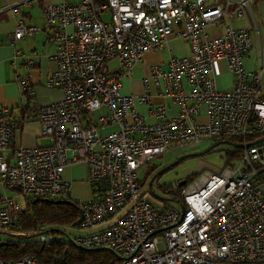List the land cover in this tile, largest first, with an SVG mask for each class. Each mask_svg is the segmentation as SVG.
<instances>
[{
    "label": "built area",
    "instance_id": "2783aa9c",
    "mask_svg": "<svg viewBox=\"0 0 264 264\" xmlns=\"http://www.w3.org/2000/svg\"><path fill=\"white\" fill-rule=\"evenodd\" d=\"M256 1L236 0L234 10L232 0L46 4L43 15L56 44L47 57L57 67L45 85L60 89L62 97L44 104L32 100L22 118L0 105V229L20 221L21 207L8 191L58 196L79 205V227L100 228L79 234L75 243L112 249L119 259L111 264H264V139L257 141V133H264V37L256 31L253 45L247 27L230 23L215 36L205 31L208 24L241 16L245 7L252 15ZM37 30L20 21L9 41ZM172 36L189 41L190 55L152 64L143 93L122 92L121 78L131 75L147 50L159 49ZM251 48L257 68L243 63ZM114 57L117 70L107 65ZM217 60L232 74L229 89L216 86ZM16 79L24 93L33 94L29 75ZM149 79L162 98L155 104ZM167 96L177 113L167 112ZM137 101L150 106L154 122L137 111ZM32 120L50 142L14 144L16 131ZM109 125L114 129L101 133ZM230 137L241 138L238 161L200 171L183 187L179 207L142 191L136 170L154 156L185 143ZM77 161L86 164L85 180L95 189L86 200L73 198L72 181L62 177L64 167ZM0 264L40 263L30 254L0 258Z\"/></svg>",
    "mask_w": 264,
    "mask_h": 264
},
{
    "label": "crops",
    "instance_id": "0c3cea01",
    "mask_svg": "<svg viewBox=\"0 0 264 264\" xmlns=\"http://www.w3.org/2000/svg\"><path fill=\"white\" fill-rule=\"evenodd\" d=\"M62 0H0V105L11 107L13 116L22 118L25 105L29 103V98L20 87L16 79L17 74L29 75L33 82L32 100L37 104L49 103L62 97V92L56 87L45 85V77L48 73L54 71L57 67L56 60L47 57L56 49L55 41L50 39L51 30L46 26L43 15V8L48 3H57ZM76 1V0H71ZM233 4L229 6L234 10L237 3L232 0ZM16 8V9H15ZM251 12L245 7L241 16H233L230 19L225 18L221 24H208L205 27L206 34L215 36L219 34L227 24L233 27H247L250 32L252 44L257 41L256 31L259 37H264V0H257L251 4ZM23 21L26 25H36L38 30L35 34L24 35L17 39L15 43H10L9 36L14 30L17 23ZM254 48H251L243 57V63L246 68H257L258 59ZM192 51L188 40L182 37L172 36L164 42L159 49L147 50L143 57L138 60L131 70V75L121 78L122 92H132L139 95L144 92V81L150 73V66L154 63L161 62L166 64L171 56H188ZM34 58V63L30 64L28 59ZM111 70L118 69V59L111 58L108 63ZM214 78L216 86L219 89H229L232 86V74L228 70L224 60H217L214 63ZM264 82V77H263ZM148 85L152 93L153 102L158 103L162 98L157 95V88L154 82L149 79ZM166 109L170 114L177 113L178 105L173 103L170 97H165ZM150 106L136 102V109L141 113L147 122H154L156 117L150 112ZM105 109L101 108L95 111L98 115ZM114 129V125H109L101 129V133H106ZM50 142L49 137L40 134V123L36 120L24 123L21 129L16 131L14 144L34 145L47 144ZM82 168L80 174L79 169ZM87 167L83 161H77L67 164L62 172V177L72 181V191L81 193L77 182H86ZM92 193V191H91ZM82 199H89L90 193H81ZM92 195V194H91ZM73 197V195H72Z\"/></svg>",
    "mask_w": 264,
    "mask_h": 264
},
{
    "label": "trees",
    "instance_id": "16d2710c",
    "mask_svg": "<svg viewBox=\"0 0 264 264\" xmlns=\"http://www.w3.org/2000/svg\"><path fill=\"white\" fill-rule=\"evenodd\" d=\"M25 93L28 95L29 103L23 108L31 105L33 97V94ZM257 135L259 138L264 137V133H257ZM249 137L251 138L252 134ZM230 139L236 143L234 145L236 149L228 152L224 165H233L232 159L235 157L238 159L241 152V138L230 137ZM199 172L188 173L187 180L182 185L178 181L175 189L173 188L170 192L171 198L181 201L183 187ZM91 191L95 193L92 186ZM59 198L62 197L26 196L25 207L21 208L20 221L8 229L11 232L10 237L0 238V258L18 259L32 254L40 264L55 261L57 264H111L118 261V254L110 248L82 247L77 245L72 237L69 240L60 237L61 230L54 226L58 224L73 226L72 224L79 216L77 207L79 205L54 201ZM93 228L94 230L100 229L98 226ZM14 233H25V235L17 236Z\"/></svg>",
    "mask_w": 264,
    "mask_h": 264
},
{
    "label": "rangeland",
    "instance_id": "374dc122",
    "mask_svg": "<svg viewBox=\"0 0 264 264\" xmlns=\"http://www.w3.org/2000/svg\"><path fill=\"white\" fill-rule=\"evenodd\" d=\"M254 50V49H253ZM231 139L217 140L213 142L211 140H202L199 142H189L182 145H178L174 148H169L166 151L154 156L147 164L142 165L136 170L139 182L142 185V191L147 193L150 197H158L168 199L169 204L174 207H179L180 202L177 199H172L169 191L166 188L176 187L179 179L188 173L195 171H202L206 168L218 169L222 167L227 160L229 151L235 150V146L228 143ZM9 149L4 153H9ZM202 152V153H201ZM180 161L173 164L169 168L161 171L158 175L154 176L160 169L173 163L178 157L186 155ZM238 159L235 157L232 162L236 163ZM80 174L82 168L79 169ZM154 176V177H153ZM79 191L81 193H90L91 185L88 182H77ZM150 184V187H149ZM21 208L25 207L26 196L18 191H8ZM81 193L72 191L73 198H88L84 197ZM61 230L59 234L63 239L69 240L70 237L74 238L79 234L89 232L95 228H81L78 225L69 226L64 224H58L54 226ZM11 232L8 229H0V238L10 237Z\"/></svg>",
    "mask_w": 264,
    "mask_h": 264
},
{
    "label": "water",
    "instance_id": "95a60500",
    "mask_svg": "<svg viewBox=\"0 0 264 264\" xmlns=\"http://www.w3.org/2000/svg\"><path fill=\"white\" fill-rule=\"evenodd\" d=\"M263 139H264V137L259 138L257 141H260V140H263ZM215 142H217V141H215ZM228 143L231 144V145H236V143H234V142H232V141H228ZM201 153H202V152H201ZM185 156H187V154L178 157L173 163H171V164H169V165L163 167L162 169H160L157 173H155L154 176L158 175V174H159L161 171H163L164 169L169 168L170 166H172V165L175 164L178 160L182 159V158L185 157ZM154 176H153V177H154ZM179 184H181V181L179 182ZM149 187H150V184H149ZM47 199H48V198H47ZM52 200H54V199H52ZM54 201L59 202V203H71V204H74V205H75V203H74L72 200H70V199L59 198V199H56V200H54ZM77 207H78V211H79V216H78V218L74 221V223L72 224L73 226L78 225V224L80 223L81 219H82V210H81V208H80L79 206H77ZM14 234L17 235V236H24V235H25V233H14Z\"/></svg>",
    "mask_w": 264,
    "mask_h": 264
},
{
    "label": "flooded vegetation",
    "instance_id": "af4514ba",
    "mask_svg": "<svg viewBox=\"0 0 264 264\" xmlns=\"http://www.w3.org/2000/svg\"><path fill=\"white\" fill-rule=\"evenodd\" d=\"M186 180H187V177H186V175H185V176H183V177H181V178L179 179V182L181 181V185H182V184H184V183L186 182Z\"/></svg>",
    "mask_w": 264,
    "mask_h": 264
}]
</instances>
